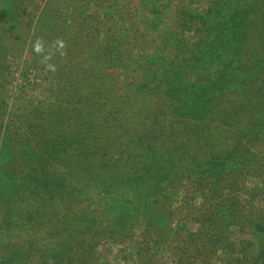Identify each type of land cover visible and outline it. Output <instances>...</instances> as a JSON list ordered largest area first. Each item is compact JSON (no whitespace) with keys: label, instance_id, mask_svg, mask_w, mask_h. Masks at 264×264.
Masks as SVG:
<instances>
[{"label":"trees","instance_id":"1","mask_svg":"<svg viewBox=\"0 0 264 264\" xmlns=\"http://www.w3.org/2000/svg\"><path fill=\"white\" fill-rule=\"evenodd\" d=\"M33 1L0 6L15 22ZM130 1L48 0L35 21L34 37L48 48L57 38L67 45L49 61L60 97L17 117L0 93V264H98L100 241L131 242L137 225L152 232L159 219L160 258L149 243L140 264H264V0H221L193 17L183 0H168L180 27L163 36L172 69L145 88L115 72L127 45L147 38ZM100 4L113 9L104 19ZM159 124L170 132L137 133ZM214 126L220 139L205 135ZM192 170L211 206L195 232L162 229L176 174ZM131 184L139 185L134 207ZM102 187L122 189L104 214L83 202ZM168 241L175 247L164 256Z\"/></svg>","mask_w":264,"mask_h":264},{"label":"rangeland","instance_id":"2","mask_svg":"<svg viewBox=\"0 0 264 264\" xmlns=\"http://www.w3.org/2000/svg\"><path fill=\"white\" fill-rule=\"evenodd\" d=\"M47 1L34 0L30 11L24 15V18L17 19L15 22L11 21V18L2 11L5 9H3V5L0 6V93L6 99L10 112L17 117H20L25 111H48L51 108L50 105L55 104L60 97L55 90L57 72L46 70L45 65L40 62L42 57L32 50V43L38 38L34 37L35 21L45 8ZM125 1L127 0H122V2ZM219 1L221 0H183L184 13H187L188 17L203 15ZM100 6L102 7L97 9L98 17L104 19L106 11L113 9L105 8V4H100ZM126 6L136 12L135 19L141 23L135 26L141 27L147 38L133 40L127 45L126 48L131 50L127 57L128 61L123 64L116 62L115 72L118 73L121 80L133 85L134 88H137V84L145 88L148 83L152 84L155 76L160 77L165 71L172 69L164 59L166 40L163 36L166 32L171 34L180 32L179 18H176L178 6L171 4L168 0H131ZM62 8L67 11L70 7L66 1H63ZM123 26L130 27L131 23L124 21ZM189 35L187 33L186 36ZM174 39L176 40L175 37ZM172 43L175 46L178 44L177 42L170 44ZM46 47L48 48V45ZM52 49L49 47L46 49V53L51 52ZM180 83L184 85L185 80ZM132 112H135V108H131ZM164 128L159 124L150 132L138 130L137 133L145 134L148 139H151L155 133L160 134V130L166 134L170 132L169 129L165 130ZM221 134L222 132L215 126L213 130L205 131V135L212 139H220ZM258 148L257 152L264 153V142ZM197 175L196 170L184 175L176 174L174 188L167 192L166 201L162 205V209L166 213V223L163 220L162 229L171 227L174 230L181 228L189 232L197 231L200 212L203 211L204 206L206 208L211 206L210 199L195 185ZM253 182H255L253 179H248V186H254ZM137 186L139 188L138 184L130 185L132 193L130 198L134 201H130L128 207H134V203H136L134 189ZM68 189L70 190L71 187ZM100 189L85 196L83 202L84 206L90 207V210L104 214L114 205L120 203L118 200H120L119 195L122 189L117 188L110 191H106L104 187ZM0 192H5V189L0 187ZM239 195L243 202L247 200V194L240 193ZM153 227L155 229L149 232L146 222L143 221L137 225L134 237L128 243L114 244L106 240L100 241L96 248L98 255L95 256L98 264H140L139 251L148 247L149 243L150 247L155 248L157 259L160 258V242L157 243L160 240L158 235L160 232L158 234L157 231L155 232L156 228H160V219L154 223ZM0 243V253H2L5 244ZM181 245L187 247L186 243L182 242ZM174 247L175 245L168 241L162 251L164 256H169ZM220 261L222 262V259ZM158 264H160V260H158Z\"/></svg>","mask_w":264,"mask_h":264},{"label":"clouds","instance_id":"3","mask_svg":"<svg viewBox=\"0 0 264 264\" xmlns=\"http://www.w3.org/2000/svg\"><path fill=\"white\" fill-rule=\"evenodd\" d=\"M52 48H55L57 51H60L61 56L66 55V52L63 51L66 49L67 45L61 38H57L55 41L52 42L51 45ZM32 50L38 55L41 56V63L45 65L46 70L49 71H55V65L49 63L52 53L47 52L46 53V45L43 38L38 37L33 43H32Z\"/></svg>","mask_w":264,"mask_h":264}]
</instances>
